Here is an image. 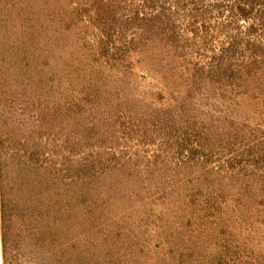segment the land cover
Returning a JSON list of instances; mask_svg holds the SVG:
<instances>
[{"label":"rangeland","instance_id":"1","mask_svg":"<svg viewBox=\"0 0 264 264\" xmlns=\"http://www.w3.org/2000/svg\"><path fill=\"white\" fill-rule=\"evenodd\" d=\"M0 264H264V0H0Z\"/></svg>","mask_w":264,"mask_h":264}]
</instances>
